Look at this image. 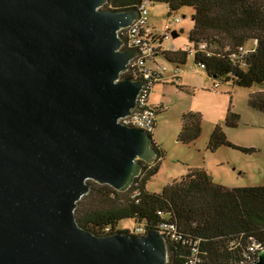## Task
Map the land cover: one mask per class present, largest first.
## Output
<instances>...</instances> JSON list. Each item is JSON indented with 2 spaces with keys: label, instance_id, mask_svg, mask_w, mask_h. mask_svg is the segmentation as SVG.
<instances>
[{
  "label": "water",
  "instance_id": "obj_1",
  "mask_svg": "<svg viewBox=\"0 0 264 264\" xmlns=\"http://www.w3.org/2000/svg\"><path fill=\"white\" fill-rule=\"evenodd\" d=\"M108 0H0V264H168L157 230L95 235L76 220L90 181L119 192L157 159L125 125L143 81ZM176 37V33H173ZM255 264H264V250Z\"/></svg>",
  "mask_w": 264,
  "mask_h": 264
},
{
  "label": "trees",
  "instance_id": "obj_2",
  "mask_svg": "<svg viewBox=\"0 0 264 264\" xmlns=\"http://www.w3.org/2000/svg\"><path fill=\"white\" fill-rule=\"evenodd\" d=\"M155 4L166 5L168 16L191 8L193 28L188 34L189 46L164 49L166 35L139 25L137 36L141 45L147 44L151 50L145 55L140 51L142 61L146 62L141 67L148 70L149 82L154 85L163 82L166 69L157 61L162 56L177 68L185 66L192 57L197 67L215 80V89L220 87L218 81L241 88L264 85V0H108L106 6L114 11H138L139 17L146 11L148 18L149 8ZM124 30L120 36L129 45V31ZM249 42L254 43L251 49L246 47ZM150 63L156 68L151 69ZM139 68L131 67L124 76L142 81ZM175 79H181L178 70L171 77L172 83ZM249 105L264 113V92L252 94ZM163 106L150 105L156 113V122ZM238 120L239 116L230 110L224 126L235 128ZM154 130L155 126L150 134L152 139ZM201 134L197 115L183 114L179 142L194 144ZM223 146L246 154L255 152L253 148L231 144L224 128L217 125L207 149L216 152ZM153 149L157 153L155 165L141 162L143 175L136 178L129 190L119 192L93 182L89 194L77 205L78 224L98 236L114 233L143 236L149 230H157L167 240L169 264H187L193 258L196 264H255L264 250V186L231 189L214 184L203 170H190L161 193H149L148 183L159 173L165 157L154 141ZM124 220H134L139 225L133 231L118 229ZM138 228H143V233H138Z\"/></svg>",
  "mask_w": 264,
  "mask_h": 264
},
{
  "label": "rangeland",
  "instance_id": "obj_3",
  "mask_svg": "<svg viewBox=\"0 0 264 264\" xmlns=\"http://www.w3.org/2000/svg\"><path fill=\"white\" fill-rule=\"evenodd\" d=\"M104 9L109 8L105 6ZM168 13L166 5L150 6L146 25L158 34L166 35L164 49H184L190 44L188 34L193 28V10L183 8L172 16H168ZM135 22L136 20L130 26ZM173 33H176V37ZM127 46L125 44L123 49ZM246 47L251 49L254 43L249 42ZM157 61L166 71L162 77L163 82L153 85L149 104L164 105L163 112L158 116L153 141L163 150L165 157L159 173L149 181L147 191L161 193L165 187L187 175L190 170H203L214 184L231 189L264 186V113L249 105L250 96L264 92V85L241 88L218 81L220 87L215 89V80L199 69L192 57L180 68L168 63L162 56ZM148 66L151 69L156 68L151 63ZM177 70L182 79H175L172 83L171 77ZM230 110L239 116L235 128L224 126ZM187 113L197 115L202 128L201 137L191 145H183L178 140L181 118ZM217 125L224 128L231 144L241 148H253L255 152L246 154L225 146L216 152H210L207 149L208 143ZM155 163L156 160L149 165L152 167ZM92 183L89 182L91 187ZM138 225L134 220H124L118 229L133 231Z\"/></svg>",
  "mask_w": 264,
  "mask_h": 264
},
{
  "label": "built area",
  "instance_id": "obj_4",
  "mask_svg": "<svg viewBox=\"0 0 264 264\" xmlns=\"http://www.w3.org/2000/svg\"><path fill=\"white\" fill-rule=\"evenodd\" d=\"M138 18L139 19L136 20L134 25L129 26L127 29L129 31L128 35L131 38V42L127 46V49L131 48L135 50V48H137L139 50V51L135 50L139 55L132 59V61L129 64L130 66L129 70L131 69V67H134V66L140 67L138 70H140V72L143 74V76H141L143 78H140V79H142V81L144 82V86L139 94V97L137 100V107L133 110L131 116L123 119L122 122L127 126L141 129L150 135L153 132L154 126L156 124L155 123L156 113L153 110H151L150 104H149V97H150V93H151L154 83L149 82L150 75H149L148 70L141 67V66H144L146 62L142 61L143 58H141L140 51H142L145 55L148 52L151 53V50L147 47V44L141 45L142 44L141 39L138 38L137 36V33L140 30L139 25L142 27L147 26L146 24H147L148 18H147L146 11L143 12L142 17H138ZM143 230H144L143 228H138L137 232L143 233ZM161 234L163 235V233ZM196 262L197 260L193 258L187 264H196Z\"/></svg>",
  "mask_w": 264,
  "mask_h": 264
},
{
  "label": "crops",
  "instance_id": "obj_5",
  "mask_svg": "<svg viewBox=\"0 0 264 264\" xmlns=\"http://www.w3.org/2000/svg\"><path fill=\"white\" fill-rule=\"evenodd\" d=\"M181 79H182V78H181ZM154 106H156V105L154 104ZM156 125H157V122H156ZM156 125H155V130H156ZM155 130H154V131H155Z\"/></svg>",
  "mask_w": 264,
  "mask_h": 264
},
{
  "label": "flooded vegetation",
  "instance_id": "obj_6",
  "mask_svg": "<svg viewBox=\"0 0 264 264\" xmlns=\"http://www.w3.org/2000/svg\"><path fill=\"white\" fill-rule=\"evenodd\" d=\"M157 145V144H156Z\"/></svg>",
  "mask_w": 264,
  "mask_h": 264
}]
</instances>
